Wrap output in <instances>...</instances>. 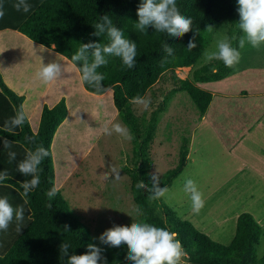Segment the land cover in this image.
<instances>
[{
    "label": "trees",
    "instance_id": "16d2710c",
    "mask_svg": "<svg viewBox=\"0 0 264 264\" xmlns=\"http://www.w3.org/2000/svg\"><path fill=\"white\" fill-rule=\"evenodd\" d=\"M14 3L15 0H4L3 7L13 8ZM28 3L32 8L28 13L21 11L25 18L18 25L17 31L31 41L66 57L68 61L79 44L108 42L106 36L93 35L95 24L106 14L128 39L136 42L137 57L132 69L125 67L117 57H109L108 64L98 69L105 75L104 91H112V102L118 118L131 131L134 148L138 147L137 143L142 147L153 143L156 114L163 109L168 94L184 92L197 114L202 115L210 101V94L193 84L221 80L236 66L241 68L244 63L253 62L246 53L242 61L232 67H226L217 60L207 61L191 71L189 80L178 79L172 72L173 69L195 66L204 48L212 41L216 30L223 25L228 26L226 35L233 38V46L238 45L237 38L241 33L236 25L239 22L237 0H176L181 14L193 20V31L181 38L156 32L151 27L147 28L145 33L138 31L134 24L138 21L136 12L141 0H28ZM209 26L212 27L211 30H206ZM194 34L197 47L189 50L188 41ZM163 43L174 49L172 56L164 52ZM213 68L217 71L213 72ZM169 73L173 86L170 85L164 92L160 91L157 84ZM83 88L95 94L90 86L84 85ZM157 92L159 95L161 92L165 94L156 110L151 111L147 118L143 113L140 118H136L133 113L136 104L132 103V98L138 95L151 97L153 103ZM21 102L22 98L8 90L0 78L1 112L12 117L21 108ZM65 113V105L60 100L53 107L41 110L35 133L30 131L27 120L22 127L15 129L14 133H6L3 127H0V140L7 139L11 142L12 146L8 152L14 151L19 158L11 162L0 158V171L6 169L10 176L8 181L0 183V196L7 195L13 207L24 204V200H27V204H24L25 219L20 233L16 231L15 220L7 231H0V264H66L67 257H62L60 253V245L63 242L70 244V254L77 255L84 254L87 245L91 244L89 232L75 220L59 192L56 190L54 197L47 195L48 191L54 188L50 143L57 127L64 120ZM2 121L0 120V125ZM25 137H32L34 142H27ZM182 144L177 164L160 179L161 188L168 186L182 170L186 143ZM38 145L46 148L49 155L40 165L39 186L25 197L19 184L31 177L20 174L17 164L24 158L26 149L34 150ZM4 154L8 158L7 152L1 148L0 157ZM140 163L142 165L126 167V174L130 179L131 200L134 207H139L142 211L143 222L178 233V239L187 253L182 259V264H264V253L260 258L255 256V246L261 234L260 227L248 213H241L236 217L234 235L225 246L211 241L189 222L179 219L174 211L162 202L159 203V198L154 199V202L159 205L163 217L161 219L155 216L145 198V194L151 197L152 194L136 188L140 180L151 187L143 168L144 164L142 161ZM64 225L69 226L68 232L64 231ZM128 251L127 246L113 248L103 254L102 264H131L126 258Z\"/></svg>",
    "mask_w": 264,
    "mask_h": 264
},
{
    "label": "crops",
    "instance_id": "0c3cea01",
    "mask_svg": "<svg viewBox=\"0 0 264 264\" xmlns=\"http://www.w3.org/2000/svg\"><path fill=\"white\" fill-rule=\"evenodd\" d=\"M3 2L4 0H0V4L3 5ZM3 10L5 15L0 18V78L8 90L22 98L21 106H23L30 131L36 132L39 115L43 108H51L60 100L65 105V118L57 127L50 143L53 186L57 189L61 185V181L59 184L55 182V165L60 167L59 172L62 175V180L68 177L73 168L85 160L86 154L106 134L104 129L107 128V125L118 117L112 102V91L107 89L101 94L87 92L80 86L78 74L71 69L69 61L50 48L44 47L45 51L40 49L34 54L31 40L17 31V27L24 20L25 15L21 11H16L14 7L10 9L3 7ZM39 46L33 42L34 50ZM38 57L42 58L45 65L57 60L61 64L68 65L66 73L62 77L64 80L52 85L36 81L34 73L39 66ZM197 65L201 66L202 64ZM186 68L191 71L195 69L193 67ZM183 79L189 80L190 74ZM193 85L209 93L210 101L204 113L197 114L191 128L189 143L186 144L187 160L184 159L182 170L188 166L190 154L195 152L197 145V150L201 149L203 152L208 149L217 150L222 154V162L218 166H214L211 171L215 173L211 183L216 182L211 190L207 188V183L202 184L203 188L201 187V189L207 190V194L205 192L203 196L204 201L212 192V197L218 201L215 203L216 206L221 208L224 203L225 211L232 207L236 210L241 206L238 207L239 203L233 199H235L234 194L239 193L242 197L240 200L244 201L248 198L249 201L250 197L261 204L264 201V58L257 64L244 63L241 68L236 66L221 80L194 83ZM100 108H103L100 111L102 122L91 126L90 119L96 115L95 110L97 112ZM84 115L86 116L85 124L83 128L77 129L76 127L83 123L78 122L77 118ZM0 116L3 117L0 118L3 120L0 127H3L10 115L2 113L1 106ZM88 127L93 130L89 131ZM234 129H238V132ZM201 132L202 136H200ZM206 133L208 135L205 138ZM1 148L8 153V149H5L0 143ZM0 158L9 160L5 154ZM16 159L19 160L18 154ZM192 160L195 161L194 158ZM227 160L230 161V169L227 168ZM233 188L235 189L234 193ZM243 192L248 196H243L245 195ZM227 195L232 196L233 199H228ZM243 205L245 204L243 203ZM241 209L238 211H242ZM183 211V213L180 212L182 214L180 216L174 213L179 219L192 224L190 218L195 213L192 212L193 206L190 205ZM243 211L248 214H251L249 212L254 213V210L250 208ZM239 212H235L231 216L232 220H236ZM222 219H230V217ZM263 219L257 218L255 222L261 225ZM193 228L198 230L196 226ZM198 232L211 239L207 228L200 229Z\"/></svg>",
    "mask_w": 264,
    "mask_h": 264
},
{
    "label": "clouds",
    "instance_id": "9594fccd",
    "mask_svg": "<svg viewBox=\"0 0 264 264\" xmlns=\"http://www.w3.org/2000/svg\"><path fill=\"white\" fill-rule=\"evenodd\" d=\"M237 11L239 22L236 24L241 33L238 39V45L233 46L232 39L228 35H223L216 43V50L205 53V60L221 61L226 67H232L237 64L241 57L240 50L246 44L253 48H259L264 45V0H237ZM13 7L16 11L28 13L32 5L28 0H15ZM5 12L3 5L0 4V18H3ZM136 15L138 21L134 24L135 28L141 33H145L146 29L151 27L156 32L166 33L167 36L181 38L186 33L193 31V20L191 17H186L181 14L177 6L176 0H141L137 7ZM93 33L96 37H107V43L89 42L79 44L77 50L71 55V69L78 74V80L81 87L84 85L90 86L95 94L104 92L103 81L105 75L98 69L106 66L109 62V57H117L122 64L128 69H132L136 63L137 45L136 42L128 39L124 32L117 27L113 19L109 15H103L99 18V22L95 24ZM211 26L206 30H211ZM199 34L198 32H196ZM195 34L188 41L187 48L193 50L197 47ZM31 48L33 53L40 49L45 51L43 45H40L35 50ZM54 48L55 45L53 44ZM163 50L168 56L174 54V49L163 43ZM42 51V52H43ZM40 52V51H39ZM39 66L34 73V79L42 84L52 85L61 80L63 74L66 73L68 65L61 64L58 60L45 65L42 58L38 57ZM65 59H67L65 57ZM213 72L217 69L213 68ZM132 103L141 106L147 110L151 104L149 98L143 96H135L132 98ZM26 116L23 106L10 117L3 126V131L6 133H14V130L24 125ZM89 131L93 129L88 127ZM104 131L111 135L113 132L121 136L127 141H131L133 136L129 128L119 122H113L111 128H105ZM29 143L34 142L32 137H25ZM5 149H10L12 143L7 139H2ZM9 161L16 160L17 154L14 151L7 153ZM49 152L46 148L38 145L34 150L26 149L25 156L17 164V170L23 176L31 177L29 180H24L20 183V188L23 190V196L28 194L40 184V165ZM118 171L111 168L110 172H105L102 176L104 180H109L110 174H115V179H119ZM10 179L8 171H0V183ZM159 174H151V187L143 180L136 184L137 189H144L152 194V198L163 197L168 188L160 186ZM183 191L189 195L192 202L193 211L199 212L204 207L203 194L199 190L197 183L187 178L183 184ZM49 197L56 195V189L48 191ZM27 204V200H24ZM24 204L13 207L7 195L0 196V231H7L9 225L16 221V231L20 233L22 223L25 219ZM135 216L143 215L139 207L134 209ZM134 222L127 226L113 225L110 229L105 230L98 238L100 244L111 247H119L122 243L127 246V260L131 264H182V259L187 255L181 241L178 239V233L164 227H157L147 222H140L133 218ZM65 232L69 231V226L64 225ZM71 246L67 242L60 245L61 256L67 257L66 264H102L104 257L103 249L96 244L87 245V251L84 254H70Z\"/></svg>",
    "mask_w": 264,
    "mask_h": 264
},
{
    "label": "rangeland",
    "instance_id": "374dc122",
    "mask_svg": "<svg viewBox=\"0 0 264 264\" xmlns=\"http://www.w3.org/2000/svg\"><path fill=\"white\" fill-rule=\"evenodd\" d=\"M227 28L226 24L216 30L212 41L204 48L197 61L199 65L207 62L205 60V53L216 50V43L223 35H226ZM240 35L238 38L236 37L237 42ZM240 52L241 57L239 61H242L243 56L247 54L250 61H253L251 63L257 64L258 61L264 58V45H261L259 48H253L251 45L246 44ZM197 63L193 68L198 66ZM172 72L178 79H183L190 74L191 70L188 68L173 69ZM170 77V73L165 74L159 80L157 86H159L160 91L164 92L170 85L173 86ZM163 92L160 95L158 94L159 92L155 93V95L157 94L155 101L153 104H150L147 110L142 109L138 105L134 106V116L140 118L143 113L142 115L147 118L148 114L156 110V107L162 101V96L165 94ZM168 95L163 109L156 114V128L152 146L147 144L146 147H142L137 143L138 147L134 148L132 140L127 141L114 132L111 135L106 133L99 143L93 146L88 154H86L85 160L75 166L70 175L65 179L62 180V175L59 172L60 167L55 165V182L59 184V181H61V185L56 190L75 220L89 232L91 244H96V246L103 249L102 255L113 248H117L100 244L98 239H96L105 230L110 229L113 225L127 226L134 222L133 218L143 222L141 216H135L134 213L135 207L130 196V179L126 174V167L132 168L133 166L142 165L140 163L142 161L144 171L150 182L151 174L158 173L161 179L168 170L177 164L182 143L187 144L188 142L191 128L198 116L197 112L184 92L177 91L176 94ZM149 99L151 100V97ZM102 110L103 108H100L97 112L95 110L96 115L90 119V122H92L91 126L98 123L101 124L102 116L100 111ZM85 118V115L77 118L78 122H83L81 123L82 125L76 127L77 129L83 128ZM113 122H119L124 125L117 117L107 125V128H111ZM234 131L238 132V129H234ZM207 135L208 133H206L205 138ZM200 136H202V132ZM197 148L198 145L195 152H191L190 154V162L187 164V169L185 168L172 179L169 185L166 186L168 192L159 198V203L162 202L178 216L182 215L180 212L183 213V210L192 205L189 195L183 191L185 179H193L204 196L205 192L207 194V190L201 189V187L203 188L202 184L207 183V188L211 190L216 183H211L215 175L211 171L214 166H218L222 162L221 152L214 149H208L206 152H203V150H197ZM184 159L187 160L186 154ZM111 168H115L119 172L120 178L115 179V174H110L109 180L106 181L101 175L105 172H110ZM227 168L230 169V161L228 160ZM234 190L233 188V193L235 192ZM212 195V192L208 194V199L204 201V207L198 213L195 212L190 219L191 225L196 226L198 230L207 228L211 235L210 240H213L215 243L224 246L229 244L234 233L235 222V219L232 220L231 216L235 212H239L238 210L243 206L246 205L238 214L248 213L243 210L250 208L254 210V213L249 212L254 221L257 218H264V201L260 204L258 201L250 199V197L249 201L248 198L243 201V199L240 200L242 197L239 193L234 194L235 199L227 195L229 196L228 199L236 200L235 202L239 203L238 207H241L236 210L232 207V209L229 208V210L225 211V204L223 203L221 208L216 206L215 203L218 201H215L216 198H213ZM243 196H248V194L245 193ZM145 198L153 214L162 219L163 215L159 205L154 202V199L149 194H145ZM227 216L230 219H222ZM259 227L261 228V234L258 244L255 246L256 258H260L264 253V219ZM229 236H231L230 239H228ZM119 247H126V245L122 243Z\"/></svg>",
    "mask_w": 264,
    "mask_h": 264
}]
</instances>
